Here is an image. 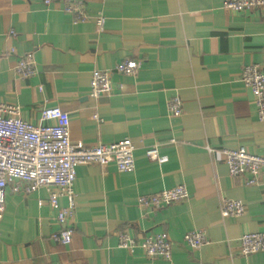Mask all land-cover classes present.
I'll return each instance as SVG.
<instances>
[{
    "label": "crops",
    "instance_id": "obj_1",
    "mask_svg": "<svg viewBox=\"0 0 264 264\" xmlns=\"http://www.w3.org/2000/svg\"><path fill=\"white\" fill-rule=\"evenodd\" d=\"M78 1L88 16L82 23L57 3L0 0V103L18 107L19 117L33 125L43 109L59 108L64 117L43 124L67 125L72 143L94 147L128 138L134 170L76 168L69 246L52 238L62 227L45 191L24 196L8 186L0 264H264V253H239L240 236L264 223L263 177L256 186L245 184L247 176L230 177L222 155L224 149L264 152V122L240 81L244 66L264 71L261 13L226 11L224 0ZM100 14L105 25L99 34L94 20ZM25 56L34 73L21 79L15 66ZM125 61L137 63L136 73L112 72L110 93L91 99L92 72ZM173 97L182 103L177 118L167 109ZM152 146L161 163L146 157ZM179 185L184 199L159 209L138 207L139 196ZM223 199L241 201L243 214L222 218ZM191 231L204 232L207 243L187 247L182 236ZM161 232L172 243L170 261L119 246L121 236L139 245Z\"/></svg>",
    "mask_w": 264,
    "mask_h": 264
},
{
    "label": "built area",
    "instance_id": "obj_2",
    "mask_svg": "<svg viewBox=\"0 0 264 264\" xmlns=\"http://www.w3.org/2000/svg\"><path fill=\"white\" fill-rule=\"evenodd\" d=\"M44 6L60 4L64 13L70 15L74 23L87 21L85 5L78 0H41ZM222 9L233 13L258 10L264 19V0H224ZM97 33L104 31L105 17L98 15L94 20ZM138 69L134 61L118 63L112 71H93L89 83V97L97 99L111 91L110 77L112 72L131 76ZM15 72L21 79L34 73V62L30 56L20 57ZM241 83L250 89L256 114L260 122H264V71L257 65L242 68ZM41 90V88H39ZM172 117H180L182 103L179 97H173L167 104ZM64 117L59 108H45L41 111L40 124L33 125L19 117L16 106L0 103V220L5 209V190L28 196L43 190L47 194V203L55 213L57 223L62 229L52 236L62 246H69L72 240V229L69 222L75 211V196L72 190L76 168L80 165H98L101 167L113 164L118 172L134 170V146L125 138L115 143L88 147L78 141L72 143L70 133L65 124L45 125L44 122L58 121ZM93 120L99 121L97 115ZM146 157L150 161L161 163L164 159L159 155L157 147L146 149ZM230 177L247 176L245 184L256 186L259 178L264 180V152L248 153L244 148L222 150ZM186 197V189L179 185L148 196H139L137 205L140 208L159 209L161 205L178 202ZM66 205L60 204V199ZM43 201H38L41 206ZM244 212V204L237 200L223 199L220 204L222 218L240 217ZM183 243L190 249H198L207 243L204 232L191 231L182 236ZM119 246L125 249L140 248L149 259L170 261L172 243L165 232L149 234L144 240L136 242L121 236ZM239 253L249 256L264 253V223L258 232L245 233L239 238Z\"/></svg>",
    "mask_w": 264,
    "mask_h": 264
}]
</instances>
